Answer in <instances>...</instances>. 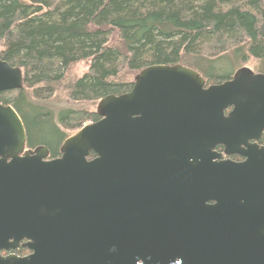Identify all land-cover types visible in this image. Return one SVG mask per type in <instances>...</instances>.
Returning <instances> with one entry per match:
<instances>
[{"label":"water","instance_id":"95a60500","mask_svg":"<svg viewBox=\"0 0 264 264\" xmlns=\"http://www.w3.org/2000/svg\"><path fill=\"white\" fill-rule=\"evenodd\" d=\"M22 87L0 59V92ZM96 113L49 158L0 104V264H264V73L151 65Z\"/></svg>","mask_w":264,"mask_h":264},{"label":"trees","instance_id":"16d2710c","mask_svg":"<svg viewBox=\"0 0 264 264\" xmlns=\"http://www.w3.org/2000/svg\"><path fill=\"white\" fill-rule=\"evenodd\" d=\"M0 59L23 74L0 104L21 118L27 148L56 158L69 131L99 120L98 101L130 91L147 66L181 64L217 84L233 72L202 64L264 63V0H0Z\"/></svg>","mask_w":264,"mask_h":264},{"label":"rangeland","instance_id":"374dc122","mask_svg":"<svg viewBox=\"0 0 264 264\" xmlns=\"http://www.w3.org/2000/svg\"><path fill=\"white\" fill-rule=\"evenodd\" d=\"M200 63V62H198ZM202 64V63H201ZM231 64V65H230ZM202 67L205 68V70L210 71V72H214L217 74V72L219 73H227V72H235L238 68L241 67H247L249 69H251L253 72H260V71H264V63L262 61L259 60H254V59H249L248 61L242 63V64H232L230 62H216L212 65H207V64H202ZM135 77V76H134ZM132 78V82H133ZM97 104L95 105V109H96ZM75 133V131H69L68 134H73Z\"/></svg>","mask_w":264,"mask_h":264},{"label":"flooded vegetation","instance_id":"af4514ba","mask_svg":"<svg viewBox=\"0 0 264 264\" xmlns=\"http://www.w3.org/2000/svg\"><path fill=\"white\" fill-rule=\"evenodd\" d=\"M206 86H208V85L206 84ZM229 110H230V109L226 110L225 113H227ZM263 136H264V131H263L262 134H261L260 140L257 142L259 146H264V141L262 140V139H263ZM214 151L222 155V156L220 157V159H215V161H219V160H227V159H228V160H231V161H234V162H241V161H243V160L245 159L244 157H242V156H240V155H237V154H232V155H226V154H224V152H223V147H222V146H216V147L214 148ZM48 155H49V154H48ZM209 203H212V202H209ZM20 248H21V247H20ZM17 249H18V248H17ZM17 249L10 251V253H13V254L17 255V254H16V250H17ZM28 253H29V251L27 250V252H26L24 255H22V256H25V255H27ZM7 254H8V253H5L4 251L1 252V255H3V256H5V255H7ZM17 256H19V255H17ZM22 256H20V257H22Z\"/></svg>","mask_w":264,"mask_h":264}]
</instances>
